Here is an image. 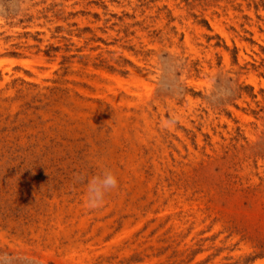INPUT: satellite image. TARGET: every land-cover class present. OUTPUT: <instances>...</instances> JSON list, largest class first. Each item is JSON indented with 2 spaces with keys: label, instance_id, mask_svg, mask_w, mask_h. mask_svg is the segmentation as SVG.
<instances>
[{
  "label": "rangeland",
  "instance_id": "374dc122",
  "mask_svg": "<svg viewBox=\"0 0 264 264\" xmlns=\"http://www.w3.org/2000/svg\"><path fill=\"white\" fill-rule=\"evenodd\" d=\"M0 61V264H264V0H0Z\"/></svg>",
  "mask_w": 264,
  "mask_h": 264
},
{
  "label": "clouds",
  "instance_id": "9594fccd",
  "mask_svg": "<svg viewBox=\"0 0 264 264\" xmlns=\"http://www.w3.org/2000/svg\"><path fill=\"white\" fill-rule=\"evenodd\" d=\"M78 179H84L78 177ZM119 186L118 177L111 170L86 179V205L95 209L104 205L106 196Z\"/></svg>",
  "mask_w": 264,
  "mask_h": 264
},
{
  "label": "bare ground",
  "instance_id": "6f19581e",
  "mask_svg": "<svg viewBox=\"0 0 264 264\" xmlns=\"http://www.w3.org/2000/svg\"><path fill=\"white\" fill-rule=\"evenodd\" d=\"M5 63V61H0V65H2V64H4Z\"/></svg>",
  "mask_w": 264,
  "mask_h": 264
}]
</instances>
